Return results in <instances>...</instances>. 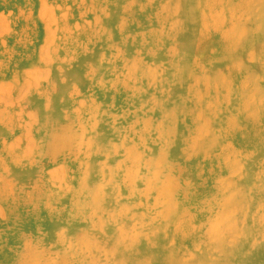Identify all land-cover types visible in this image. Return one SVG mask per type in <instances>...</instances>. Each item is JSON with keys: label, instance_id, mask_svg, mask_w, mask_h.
I'll use <instances>...</instances> for the list:
<instances>
[{"label": "rangeland", "instance_id": "1", "mask_svg": "<svg viewBox=\"0 0 264 264\" xmlns=\"http://www.w3.org/2000/svg\"><path fill=\"white\" fill-rule=\"evenodd\" d=\"M209 3L0 0V264H57L87 242L85 264H110L119 235L153 242L173 231L198 254L193 243L204 245L206 219L217 212L207 201L226 176L247 198L240 216L249 222L238 216L232 236L247 227L260 242L264 42H246L251 14L232 22L226 4ZM235 23L244 43L226 55ZM193 89L207 94L196 117ZM51 124L70 135L54 152L42 144ZM228 153L237 161L232 178ZM81 186L95 187L97 206L81 205ZM259 191L263 203L252 207ZM156 198L177 210L168 227L156 218ZM251 241L240 240L231 258L264 264V245Z\"/></svg>", "mask_w": 264, "mask_h": 264}, {"label": "bare ground", "instance_id": "2", "mask_svg": "<svg viewBox=\"0 0 264 264\" xmlns=\"http://www.w3.org/2000/svg\"><path fill=\"white\" fill-rule=\"evenodd\" d=\"M197 4H210L211 0H195ZM223 4H226L227 13L234 22L235 19L238 18L240 13L242 14H251L254 17V22L256 23V27L253 30L252 34L246 37V42H250L255 38H261L264 42V0H220ZM236 22V21H235ZM239 34H243L239 28L237 23L233 24V27L227 34V47L225 49L226 55H232L233 50L236 46H241L244 43L242 37ZM244 36V35H241ZM253 42V41H252ZM254 44V43H253ZM208 83V82H207ZM232 83V82H231ZM257 89V86L254 84L249 87L247 93L250 99L253 98V90ZM204 90V89H203ZM190 101V106L192 107L189 111V114L196 117L197 106L199 105V101L203 100L205 94L201 90L195 91L193 89L189 91V95H194ZM176 104V103H175ZM186 104V103H185ZM182 111L187 110V108L182 104L180 107ZM178 109H174L169 115L172 119L176 116V111ZM179 115V113H177ZM168 119H170L168 117ZM164 126V125H163ZM165 127V126H164ZM64 125H55L51 124L47 126L48 135L47 138L42 139V144L47 147L50 151H55L58 146L63 143H67L70 140L69 133L64 131ZM166 128V127H165ZM176 125L169 126L167 131L176 130ZM217 142L213 141L210 144V148L215 146ZM206 146V145H205ZM192 147V146H191ZM195 147V146H193ZM132 154V153H131ZM242 154V153H241ZM223 161H225V170L231 176H235L234 170L236 169L237 161L236 159L230 160L226 156H230L229 153L223 154ZM158 161H164L165 155L158 154ZM223 176V173H221ZM81 196L78 197L79 202L82 206L86 208H94L100 202V197L95 187H86L81 186L79 189ZM259 196L263 198V191L257 192L253 197L248 199L250 204H253L252 207H259L262 205V198L259 199ZM158 200V202H157ZM247 198L243 193L242 188H238L235 186H231L229 184L228 178L221 177L215 187L213 194L210 199L207 201L209 204V210H215L216 213L211 218L206 219L208 224V231L205 235L204 245H199L197 242L193 243V249L199 251L198 254H193L192 252L185 251V247L183 245L184 237L178 240V235L176 231H173L171 235H163L155 237L153 242L150 238H144L143 241H139V236L135 235L133 239L127 240L124 237L119 235L115 242V251L107 254V258L111 260L110 264H153V262H158V264H240L241 261L235 258H231V255L238 251V245L240 244V240H244L245 242L248 239H251V247H255L256 245H264V232L262 231L258 234L260 237V242H255L257 240L256 236L252 229L245 227L244 231L241 234L240 240L237 237H233L231 232V226L233 224L239 222L237 219L240 216V211L242 205L247 202ZM156 202L161 204L162 208L160 213L157 215V219H159L163 226L169 225L170 222L177 216V210L173 207L174 205L168 200L164 198H156ZM101 204V203H100ZM159 204V205H160ZM158 206V205H157ZM250 207V206H249ZM263 213V215L261 214ZM244 223L248 220L246 216H240ZM257 217H253L252 221L255 224L254 219ZM258 221L264 222V210L261 209V212L258 213ZM249 222V221H248ZM67 229L69 231H74L75 227L73 222L68 225ZM177 236V240L173 237L170 242H168L170 236ZM84 234L79 236V240L84 238ZM233 237V238H232ZM112 240V239H111ZM121 240V241H120ZM86 242V241H85ZM113 243V241H112ZM263 243V244H262ZM112 247V246H111ZM93 249L92 244L89 242L86 243L83 249H71L67 248V253L64 258H61L59 263L57 264H85V259L89 258L88 253ZM193 251V250H192ZM116 252V255H114ZM194 252V251H193ZM127 256L124 258V256ZM116 261V257H121ZM225 258V261L223 259ZM231 258V259H230ZM122 260V261H121ZM90 264H94L92 261ZM56 264V263H50Z\"/></svg>", "mask_w": 264, "mask_h": 264}]
</instances>
